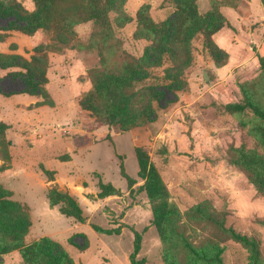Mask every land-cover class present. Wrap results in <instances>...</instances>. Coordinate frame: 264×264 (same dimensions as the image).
I'll return each instance as SVG.
<instances>
[{"label":"rangeland","instance_id":"374dc122","mask_svg":"<svg viewBox=\"0 0 264 264\" xmlns=\"http://www.w3.org/2000/svg\"><path fill=\"white\" fill-rule=\"evenodd\" d=\"M101 8L105 23L94 26L89 0H0V189L29 222L24 252L10 243L11 214L0 216V264L60 255L131 264L136 234L144 264H264V120L223 108L247 102L264 113V0H102ZM140 9L152 24L169 22L162 40L137 21ZM134 68L146 77L132 90L147 92L136 103L154 110L150 122L122 131L79 107L97 83ZM26 69L43 80L38 96L21 93L24 81L40 83ZM135 147L148 154L162 196L146 194ZM99 182L116 193L102 197ZM51 186L68 192L84 222L49 204Z\"/></svg>","mask_w":264,"mask_h":264},{"label":"trees","instance_id":"16d2710c","mask_svg":"<svg viewBox=\"0 0 264 264\" xmlns=\"http://www.w3.org/2000/svg\"><path fill=\"white\" fill-rule=\"evenodd\" d=\"M50 1L51 0H49V2ZM101 1L102 0H89L91 10L90 20L93 22L94 26H99L100 24L105 23L106 16L101 8ZM1 9L3 10L2 7ZM10 10L15 14L20 13V10L16 6H11ZM189 14L190 16H194V14H192L190 11ZM31 18L30 20L33 21V23H36L38 21L37 18ZM137 21L142 25L149 24V28L152 34L159 41L163 39V36L168 33L171 27L169 22L166 23V28L164 26L165 24H152V22L145 17L144 11L142 9H140L137 13ZM105 26H107V23ZM7 27H10L11 30H24L23 27H18L12 24H8ZM42 27L43 26H37L35 27V29L29 30V32H34V30H36L37 28ZM4 29L5 28H2L1 31H3ZM65 31H68L69 33H71V35H73L70 29H65ZM59 33L60 32H58V35ZM153 47L158 49V51H162V46L158 42L156 45H153ZM147 52L148 51H145L144 57L145 55H147ZM27 74L30 77V80L36 82L39 81L40 83L34 86V84H31L30 82L24 81L25 88L21 93L35 96L40 95L41 92L38 88H36V86L42 85L43 80L41 76L37 74V71L33 70H27ZM20 77L25 78L26 75H22ZM144 78L146 79V77L138 75L136 73V68H134V70H132V75L127 78L116 79L115 77H109L108 79L100 81L99 83H97L94 90H91L80 97L79 107L85 111H88L95 119V121L100 125L108 126L110 128L118 127L122 131H125L143 122H150L152 118L155 117L154 110L150 106L144 105L143 103H136V101L143 98L147 94V92H145L143 95L142 93H140V90H132V83H137L142 79L144 80ZM30 87H33V89L30 90ZM149 93L154 99V96L156 95L155 90H151V92ZM223 108L225 110L235 112L251 110L256 116L264 120V113L251 103H228L224 104ZM134 154L137 161L139 176L146 182L144 187L146 194L151 198L162 196L165 193V189L161 184L159 175L155 167L150 163L148 154L142 147H135ZM41 170L48 177V180L50 182L54 181L53 177L55 173L53 171L45 170L44 168H41ZM120 173L121 176L126 180L128 188H131L134 184V180H132L124 172L123 167L121 166ZM98 187L100 190V195L102 197H106L116 193L115 189L111 185L99 182ZM10 197L11 195L9 192L0 189V216L3 217V220H7L8 218L5 217H9V215L11 214V218L15 220L14 223L16 225V230L14 233V237L11 239L10 243H13L17 248L22 249L24 247L22 245V238L29 227L28 217L26 213L22 211V208L18 204L12 202L9 199ZM47 199L51 206L59 207V212L62 215L74 219L77 223L84 222V217L82 215V210L79 204L68 194L67 191H59L56 186H51L47 192ZM140 244L141 236L139 234H136L133 244V252L129 258L131 264H144L143 261L135 260V257L140 250ZM32 246L36 247V245ZM5 248L6 245L0 244V252L5 251ZM25 250L22 249V251L24 252ZM53 264H71V262L67 259L66 256L60 255L54 260Z\"/></svg>","mask_w":264,"mask_h":264}]
</instances>
